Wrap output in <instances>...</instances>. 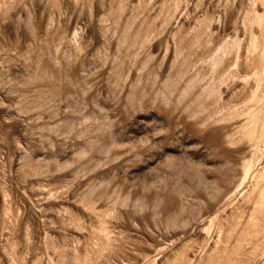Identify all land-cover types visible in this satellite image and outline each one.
<instances>
[{
	"label": "rangeland",
	"instance_id": "obj_1",
	"mask_svg": "<svg viewBox=\"0 0 264 264\" xmlns=\"http://www.w3.org/2000/svg\"><path fill=\"white\" fill-rule=\"evenodd\" d=\"M0 264H264V0H0Z\"/></svg>",
	"mask_w": 264,
	"mask_h": 264
}]
</instances>
